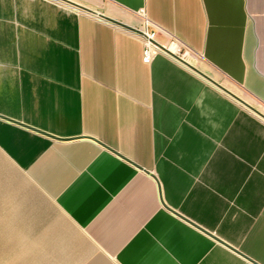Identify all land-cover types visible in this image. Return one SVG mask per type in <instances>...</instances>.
<instances>
[{"label": "crops", "instance_id": "0c3cea01", "mask_svg": "<svg viewBox=\"0 0 264 264\" xmlns=\"http://www.w3.org/2000/svg\"><path fill=\"white\" fill-rule=\"evenodd\" d=\"M70 1L264 112V0ZM96 14L0 0V264H264V121Z\"/></svg>", "mask_w": 264, "mask_h": 264}, {"label": "water", "instance_id": "95a60500", "mask_svg": "<svg viewBox=\"0 0 264 264\" xmlns=\"http://www.w3.org/2000/svg\"><path fill=\"white\" fill-rule=\"evenodd\" d=\"M60 1L62 3H65L69 6H72L76 9L82 10L84 12L90 13L95 15L96 13H94L93 11L78 5L77 3H74L70 0H57ZM99 18H101L104 21H107L113 25H116L122 29H125L129 32H132L136 35H139L140 37H144L147 38L146 34L144 31H142L141 29L135 28V27H131L129 25H126L124 23H121L119 21H116L114 19L108 18L104 15H100V14H96ZM149 42L156 47L160 52L166 54L167 56H169L170 58H172L173 60L177 61L178 63L182 64L184 67H186L187 69H189L190 71H192L193 73H195L196 75H198L199 77H201L202 79H204L205 81H207L208 83H210L212 86H214L215 88L219 89L220 91H222L224 94L228 95L230 98H232L233 100H235L236 102H238L239 104H241L243 107H245L248 111H250L251 113H253L254 115H256L257 117H259L260 119H262L264 121V114H262L260 111H258L256 108H254L253 106H251L250 104H248L247 102H245L244 100L240 99L239 97L235 96L233 93H231L230 91H228L227 89H225L224 87H222L221 85H219L217 82L213 81L212 79H210L209 77H207L204 73H202L201 71H199L198 69H196L195 67H193L192 65H190L188 62H186L183 58L177 56L176 54H174L172 51H170L169 49L161 46L160 44H158L155 40L152 39H148Z\"/></svg>", "mask_w": 264, "mask_h": 264}, {"label": "built area", "instance_id": "2783aa9c", "mask_svg": "<svg viewBox=\"0 0 264 264\" xmlns=\"http://www.w3.org/2000/svg\"><path fill=\"white\" fill-rule=\"evenodd\" d=\"M144 28H145V34L147 36V38H144V37H140L144 43V52H143V61L148 63L150 61V58H151V53L153 51H159L156 47H154L148 39H152L154 40V35L153 33H149L147 31V23L145 22L144 23ZM143 31V30H142ZM172 51L174 54H176L177 56L181 57L182 56V51L179 47H174L173 50H170ZM182 58V57H181Z\"/></svg>", "mask_w": 264, "mask_h": 264}, {"label": "rangeland", "instance_id": "374dc122", "mask_svg": "<svg viewBox=\"0 0 264 264\" xmlns=\"http://www.w3.org/2000/svg\"><path fill=\"white\" fill-rule=\"evenodd\" d=\"M143 26V25H142ZM246 102L248 104H250L251 106H253L254 108H256L258 111L262 112V114H264V112L262 111V109L258 108L257 105H255L251 100L246 99Z\"/></svg>", "mask_w": 264, "mask_h": 264}, {"label": "bare ground", "instance_id": "6f19581e", "mask_svg": "<svg viewBox=\"0 0 264 264\" xmlns=\"http://www.w3.org/2000/svg\"><path fill=\"white\" fill-rule=\"evenodd\" d=\"M143 31L145 32V28L143 29Z\"/></svg>", "mask_w": 264, "mask_h": 264}]
</instances>
